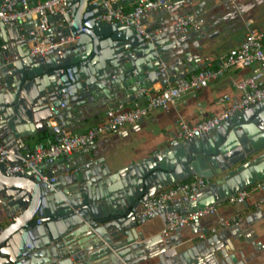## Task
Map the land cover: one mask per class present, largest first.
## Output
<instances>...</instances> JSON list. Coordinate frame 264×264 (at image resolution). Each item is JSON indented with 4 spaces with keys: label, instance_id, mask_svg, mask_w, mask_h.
<instances>
[{
    "label": "water",
    "instance_id": "water-1",
    "mask_svg": "<svg viewBox=\"0 0 264 264\" xmlns=\"http://www.w3.org/2000/svg\"><path fill=\"white\" fill-rule=\"evenodd\" d=\"M249 1L219 0L238 7L220 11L199 4L205 23L182 33L174 32L172 9L168 18L147 23L145 38L132 25L98 18L105 7L96 0H67L64 12L47 15L49 26L36 40L72 34L75 41L49 48L43 58L29 54L37 18L0 21V142L11 153L9 165L29 157L38 134L79 131L87 120L102 121L110 104L142 98L141 88L154 90L153 83L164 86L204 66L227 27L241 30L245 19L260 18L248 12ZM142 121L112 134L113 141ZM136 155L118 156L105 142L13 175L0 164V264H248L255 258L262 245L253 226L263 219L261 209L195 243L185 237L207 233L202 222L163 239L165 211L147 218L136 211L148 196L193 176L205 185L168 211L184 216L223 203L263 179L264 99L191 141ZM42 174L54 181L41 182ZM155 217L162 225L153 231Z\"/></svg>",
    "mask_w": 264,
    "mask_h": 264
},
{
    "label": "built area",
    "instance_id": "built-area-1",
    "mask_svg": "<svg viewBox=\"0 0 264 264\" xmlns=\"http://www.w3.org/2000/svg\"><path fill=\"white\" fill-rule=\"evenodd\" d=\"M96 1L105 7L98 18L106 22L119 21L126 25H132L145 38H149L146 32V20L159 11L170 12L174 8L172 0H134L130 8H126L122 0ZM66 7L67 0H3L0 2V21L16 20L21 23L26 15L30 14L38 19L34 29L30 31L31 34H34L33 39L36 40V37L44 36V32L49 26L47 15L49 13L64 12ZM173 23L174 32L182 33L200 28L205 23V17L202 12L197 10L175 13ZM74 41L75 36L72 34L63 35L47 42L43 39L36 40L35 44L30 45L29 54L30 56L43 58L45 57L44 52L49 48L57 46L60 49ZM263 42L264 27H256L253 25L252 20H246L241 41L236 46L228 48L221 55L219 65L206 64L186 76L168 82L164 86H158L154 90L141 88L140 90L144 93V101L134 99L128 106L125 102L110 104L102 121L81 132L61 130L55 140L36 143L29 152L28 158L18 156L19 162L12 167L8 163V157L11 153L0 142V164L6 166L8 175H13L24 169H34L36 165L46 160H54L70 155L94 143L101 136L118 134L127 126L135 125L154 109L169 107L184 94L197 95L210 80L215 79L229 68L249 67V73L234 82L239 94L236 96L223 93L219 97L220 101L228 102L220 113L207 116V118L195 124H189L184 119L177 121V132L175 137L170 140V145L175 146L180 142L191 141L203 133L213 130L237 111L264 99ZM54 178L53 174L51 176L47 174L40 175L41 182L48 185L54 181ZM204 185L205 180L197 176L176 182L148 196L138 206L136 214L138 217L147 218L153 216L157 211H165L164 227L159 232L163 239L171 235L176 229L200 223L203 219L213 218L215 224L219 227H227L238 223L242 219L239 212L226 217L219 210L221 203L205 206L184 216L176 211H168L174 201L186 202L194 189ZM261 189H264V178L238 191L235 195L229 197L226 202L240 206L252 192ZM263 202L264 199H260L255 203V208L258 210ZM210 231L215 232L216 228L213 226Z\"/></svg>",
    "mask_w": 264,
    "mask_h": 264
},
{
    "label": "crops",
    "instance_id": "crops-1",
    "mask_svg": "<svg viewBox=\"0 0 264 264\" xmlns=\"http://www.w3.org/2000/svg\"><path fill=\"white\" fill-rule=\"evenodd\" d=\"M172 1L174 4L173 10L177 13L197 10V5L199 4H202L201 7L203 10H208V8L210 9L209 6L211 4L214 11L225 10L226 7H235L238 9V7H236L237 2H240L241 4L244 2V0H236L235 6H232L231 3L225 6L222 3L219 4V0H214L213 2L211 0ZM122 2L126 8H130L134 0H122ZM249 11L256 17L260 16V18L258 17L255 19V22L252 19H245L241 30H239L235 24L227 27L219 36L215 38L214 42L219 50L214 53H209L202 61L211 66L213 63L219 65L221 55L224 54L228 48L236 46L241 41L245 31L246 20H252L253 25L256 27H264V0H250L248 5V12ZM159 12L151 15L146 22L156 21L159 17H162L161 19H165L168 18L170 14L167 11ZM199 68L200 67H197L195 70ZM249 71V67L229 68L223 71L215 79L210 80L209 83L197 93V95L192 96L190 94H184L177 100L176 103L171 104L169 107L157 108L150 111L146 117L143 118L139 129L134 132L130 131L123 140L113 141V135H104L96 139L94 143H111L113 151L116 155L126 157L134 154H137L136 157L145 156L163 144L170 145V140L176 135L177 121L179 119H184L189 124H195L198 121L207 118V116L220 113L228 102L220 101L219 97L223 93L237 96L239 92L235 88L234 82L244 77L247 73H249ZM153 86L158 87V82L153 83ZM136 100L144 101V97L136 98ZM131 102L132 100L125 101V104L128 106ZM91 125H93V122L87 120L84 123V128L76 132L84 131ZM131 127L132 126H127L126 129ZM51 140H55V138L51 136L48 131L38 134L37 136L31 138L30 151L36 143L49 142ZM24 152L26 153V150ZM46 168L47 170L51 169L52 171H55V168L50 167L48 164L46 165ZM260 199H264V189L252 192L246 199V206L243 205L240 207L238 205H231L225 201L220 204L219 210L221 214L229 217L237 213L238 209H241L239 215L244 217L257 210L255 208V203H257ZM176 203L183 204V202H180L179 200L173 202V204ZM259 209L263 211V219L257 222L253 228L257 231V241H259L262 246L257 252H255V258L248 264H264V202ZM202 224L203 227L208 229L207 233H199L194 237L189 235L185 238H193L192 242L194 243L199 242L214 233L210 231L211 227L214 226L216 230L220 229V227L215 224V220L211 218L203 219ZM149 225L153 231H156L159 227H161L162 221L159 217H155L149 221ZM188 232L189 230L185 229L183 234H187ZM200 235L202 236L200 237Z\"/></svg>",
    "mask_w": 264,
    "mask_h": 264
},
{
    "label": "trees",
    "instance_id": "trees-1",
    "mask_svg": "<svg viewBox=\"0 0 264 264\" xmlns=\"http://www.w3.org/2000/svg\"><path fill=\"white\" fill-rule=\"evenodd\" d=\"M212 66H217V64L216 63H213ZM51 141H53V140H51Z\"/></svg>",
    "mask_w": 264,
    "mask_h": 264
},
{
    "label": "rangeland",
    "instance_id": "rangeland-1",
    "mask_svg": "<svg viewBox=\"0 0 264 264\" xmlns=\"http://www.w3.org/2000/svg\"><path fill=\"white\" fill-rule=\"evenodd\" d=\"M257 25V24H256Z\"/></svg>",
    "mask_w": 264,
    "mask_h": 264
}]
</instances>
